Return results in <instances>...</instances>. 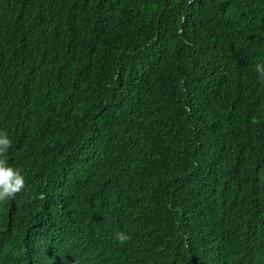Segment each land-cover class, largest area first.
I'll use <instances>...</instances> for the list:
<instances>
[{
	"label": "trees",
	"instance_id": "16d2710c",
	"mask_svg": "<svg viewBox=\"0 0 264 264\" xmlns=\"http://www.w3.org/2000/svg\"><path fill=\"white\" fill-rule=\"evenodd\" d=\"M258 63L264 0H0V264H264Z\"/></svg>",
	"mask_w": 264,
	"mask_h": 264
},
{
	"label": "clouds",
	"instance_id": "9594fccd",
	"mask_svg": "<svg viewBox=\"0 0 264 264\" xmlns=\"http://www.w3.org/2000/svg\"><path fill=\"white\" fill-rule=\"evenodd\" d=\"M257 72L264 73V64L256 65ZM11 145V140L4 132H0V202L12 198L20 192L25 186V177L22 172L8 164L4 157ZM114 238L118 242H125L127 234L117 231Z\"/></svg>",
	"mask_w": 264,
	"mask_h": 264
}]
</instances>
